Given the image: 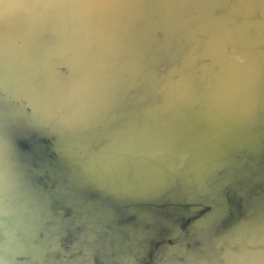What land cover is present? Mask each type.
<instances>
[{
	"label": "water",
	"instance_id": "1",
	"mask_svg": "<svg viewBox=\"0 0 264 264\" xmlns=\"http://www.w3.org/2000/svg\"><path fill=\"white\" fill-rule=\"evenodd\" d=\"M0 264H264V0H0Z\"/></svg>",
	"mask_w": 264,
	"mask_h": 264
}]
</instances>
